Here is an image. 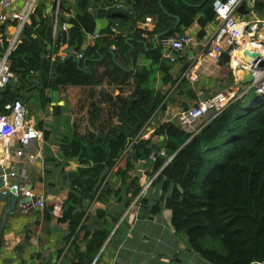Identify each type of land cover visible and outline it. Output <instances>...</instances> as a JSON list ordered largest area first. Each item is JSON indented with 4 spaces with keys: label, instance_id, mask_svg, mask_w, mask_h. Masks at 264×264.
<instances>
[{
    "label": "trees",
    "instance_id": "16d2710c",
    "mask_svg": "<svg viewBox=\"0 0 264 264\" xmlns=\"http://www.w3.org/2000/svg\"><path fill=\"white\" fill-rule=\"evenodd\" d=\"M118 1L76 0L72 6L69 0H61L59 19L70 24L61 33V43L82 51V58L76 54L53 58L55 18L41 2L11 54L14 76L0 87V111H5L7 102L35 97L45 109L51 102L50 90L68 85L94 87L105 79L111 84L117 80L124 91L122 85L131 75L124 62L138 61L142 41L155 35H179L196 20L202 38L216 16L213 0H122L120 7ZM144 15L152 16L153 29L136 25ZM107 16L110 23H118L119 32L108 27L82 50L86 34L95 32L96 19ZM161 46L147 52L155 63L162 58ZM102 65L105 69L97 70ZM159 68L163 83L175 85L171 66L161 61ZM138 72L129 95L110 96L106 107L93 104L89 121H77L58 136L54 143L59 153L50 151V144L45 147L46 185H55L53 179L58 176L62 188L68 189L58 221L68 225L66 255L71 264L98 263L115 223L142 187L139 165L147 162H153L147 174L159 171L150 188L155 194L157 185L162 194L153 195V204L144 196L141 207L155 215L169 208L175 232L210 264H264V98L256 97L251 106L244 104L245 97L234 100L195 134L173 119L161 122L149 137L142 138L140 133L150 119L165 109L168 92L145 86L142 77L155 70L143 67ZM37 126L50 142V130L44 129L42 121ZM133 138L137 139L128 149ZM162 147L167 155L174 154L165 165L167 157L159 154ZM152 152L158 154L155 161L149 158ZM72 160L78 165L68 169ZM110 173L121 181L119 185L110 181ZM113 200L122 203L123 209L112 212ZM44 208L49 219L53 206ZM2 241L1 236L0 246Z\"/></svg>",
    "mask_w": 264,
    "mask_h": 264
},
{
    "label": "crops",
    "instance_id": "0c3cea01",
    "mask_svg": "<svg viewBox=\"0 0 264 264\" xmlns=\"http://www.w3.org/2000/svg\"><path fill=\"white\" fill-rule=\"evenodd\" d=\"M41 2L44 3L45 9L50 7L53 11H56L55 0H41ZM75 2L76 0H69L72 6ZM255 11L264 20V0H256ZM71 12L74 13L73 9H71ZM72 13H70V17ZM240 14L243 17L244 14L248 13L240 12ZM144 16L137 20L136 25L142 29H153L154 21L149 26L145 27L143 25L146 17ZM215 28L216 24L209 22L206 25L205 35L202 38L198 37L200 39L199 44L191 46L188 53L179 55L176 61H170L162 55L159 62L155 63L148 57L147 52L151 47L161 45L159 35L149 37L148 41H142L141 43L144 46L140 48L138 61L136 63H133V61L130 63L124 62L131 71L128 82L122 85L124 91H120L117 80H114L111 84L106 79L103 80V83L94 87L62 86L60 89L49 91L51 102L45 109L40 106V101L34 94L35 98L32 101L30 99L26 101L30 113L28 119L33 121L36 126L42 121L44 129L50 130L53 135L51 141L47 143L44 139L38 140L27 148V153L36 154L35 162H26L21 165L22 159L15 156L12 151L10 153L6 152V155L4 154L0 164L6 170L10 168L17 169L20 172L19 179L21 181H24L22 174L26 172L28 176L27 187L33 190L35 196L44 198L45 206H53L56 202L65 200L68 189L67 187L62 188L58 176L53 179L55 185H52V182L48 186L46 185L44 179L46 145L50 144V151L54 154L59 153L60 148L56 147L54 143L58 136L70 129L73 123L77 121H89L91 116L88 110L93 104L106 107L110 101V96L115 98L120 92L129 95L136 85L135 75H138L136 73L143 70V67H146V70H155V72L148 73L146 77H142L147 84L145 86L153 87L156 90L164 89L168 92L165 98L167 100L165 109H159V112L150 119L147 126L142 130V133L147 132L146 138L152 134L161 122L173 120L174 116L184 109L183 106H192L206 96L208 98L209 95H218L233 87L235 77L232 76L231 72L225 71V66L229 65H221L219 61L215 62L210 59L200 61L198 72L194 78H188L183 74L187 66L197 59L202 44L205 39L212 35ZM200 30L201 25L196 20L185 32L197 33L198 35ZM61 33L62 31L56 30V37L60 36ZM97 37L95 33H87L82 50L94 44ZM127 39L131 40V37ZM58 44L56 38L52 45L53 58H64L72 55L66 52L69 45L61 43L58 46ZM73 54H77L74 48ZM161 61H165L171 66L170 72L177 80L175 85H165L163 83V72L159 68ZM104 69L105 66L102 65L98 66L97 70ZM245 72L239 71L238 74H241L244 78ZM104 116L103 113L101 117ZM53 124L55 129L52 126ZM157 140L160 142L159 139ZM10 145L13 149H16L18 144L12 140ZM4 148L5 142L2 141L0 142V149L3 150ZM77 165V161L72 160L68 169H74ZM139 166L140 182L142 184L146 177L151 176L147 172H152L153 162L141 163ZM110 181L116 185L121 183L116 177H112ZM154 191L155 194L150 188L146 195L151 201L150 204H153L155 200L153 195L158 198L162 194V190L157 185L154 186ZM20 196L26 197L22 194ZM34 201L30 200L19 204V208L8 215L7 224L2 234L3 241L0 246V264H45L49 262L71 264L70 257L66 255L69 248L66 240L69 233L68 225L59 223V216H56L53 212H51L49 219L45 218V206L37 207ZM4 204L5 201L0 200V218ZM131 204L124 210L111 230L101 252L98 254L97 264H210L198 253L192 251L186 245V241L175 232L171 223V210L169 208L163 207L155 215L149 211V208H143L140 204L133 206ZM109 206L114 213L124 207L122 203H116L114 200L113 204L111 203ZM95 209L96 203L92 207L91 213H94Z\"/></svg>",
    "mask_w": 264,
    "mask_h": 264
},
{
    "label": "built area",
    "instance_id": "2783aa9c",
    "mask_svg": "<svg viewBox=\"0 0 264 264\" xmlns=\"http://www.w3.org/2000/svg\"><path fill=\"white\" fill-rule=\"evenodd\" d=\"M244 2H249L251 9L247 11L248 14L241 17L238 8ZM40 3L41 0H0V87L5 86L14 76L11 72V54L22 41L24 27L30 22L31 16ZM60 4L61 0H55V34L58 22H62L63 29L61 31L68 30L70 26L68 22L59 19L61 15ZM122 5V0H119L117 6ZM255 6L256 0H213V8L216 13L213 21L216 24L215 31L209 38L205 39L197 59L187 66L183 74L188 78H194L198 72L200 61L210 59L218 62L221 59V54L226 51L230 55L229 66L235 75V83L227 92L206 97L178 112L175 115V120L182 129L192 134L197 133L207 120L217 116L234 100L246 97L252 89H255L258 96L264 95V68L259 69L258 64L260 60L264 59V20L257 15ZM45 12H47L46 9ZM152 22V16H146L143 25L146 27ZM109 27L112 32H119L117 22L110 23ZM96 35L99 36V34ZM199 41L197 33L192 32L160 37L163 56L170 61H176L179 55H186L188 49L199 44ZM246 51L257 52L260 55L254 65L247 62V58L252 60L255 57L246 54ZM83 55V52L76 54L77 58H82ZM250 69L253 71L254 78L245 84L242 82L243 76L238 73L239 71L247 72ZM28 114V105L19 98L7 102L5 111H0V142H5L3 152L6 155V152L13 151L15 156L22 159L21 165L26 162H35L36 154L27 153L26 150L35 141L44 139L43 130L28 119ZM140 135L144 138L147 134L141 132ZM136 139L133 138L130 141L128 149L132 147V143ZM12 140L18 144L16 149L10 145ZM159 154L167 157L164 165L174 156V154L167 155L166 147H162ZM157 155L152 152L149 156L150 160L155 161ZM158 172L156 171L151 176L146 177L139 193L131 202V206L140 204V200L148 194ZM22 176L24 181L19 179L20 172L17 169L6 170L3 174L4 186L1 191L4 193L11 190L18 196L22 194L26 197L35 198V205L44 207L46 205L44 198L35 196L33 190L27 187V173L23 172ZM63 202L64 200L53 204L52 212L56 216L63 214Z\"/></svg>",
    "mask_w": 264,
    "mask_h": 264
},
{
    "label": "water",
    "instance_id": "95a60500",
    "mask_svg": "<svg viewBox=\"0 0 264 264\" xmlns=\"http://www.w3.org/2000/svg\"><path fill=\"white\" fill-rule=\"evenodd\" d=\"M251 9V4L249 2L247 3H242L238 10L241 12V13H246L248 10ZM47 12L50 13L51 16H53L54 18L56 17V14L55 12L50 8L48 7L47 9ZM110 17H103V18H97L96 19V28H95V34H100V32L106 28L109 27L110 25ZM63 29V26H62V22H58L57 24V30L58 31H61ZM57 42L58 43H61V35L60 36H57ZM66 52L69 53V54H73V47L69 46L67 49H66ZM246 54H249L250 56L252 57H255L254 59H250V58H247V62H250L251 65H254L255 62L259 59L260 55L257 53V52H250V51H246ZM79 61V60H78ZM229 62H230V55L228 52L224 51L222 54H221V59L219 61V63L221 65H229ZM259 69H263L264 68V59L260 60L259 61ZM231 69V68H230ZM231 73H232V76H234L233 74V71L231 69ZM254 78V74H253V71L252 69L248 70L246 73H245V76L244 78L242 79V82L243 83H247V82H250L252 81ZM257 98H264V95L262 96H257ZM253 104V102L250 103V106ZM4 152L3 150L0 149V159H2L4 157ZM5 168L0 164V200L1 201H5V204L2 208V214H1V218H0V236H2L3 234V231H4V228L7 224V218H8V215L11 213V212H14L16 211L19 207L18 205L21 204V203H25V202H28L30 200H35V198H31V197H22V196H18L14 193V191H11V190H7L6 192H2L1 191V188L4 186V178H3V174L5 173Z\"/></svg>",
    "mask_w": 264,
    "mask_h": 264
},
{
    "label": "rangeland",
    "instance_id": "374dc122",
    "mask_svg": "<svg viewBox=\"0 0 264 264\" xmlns=\"http://www.w3.org/2000/svg\"><path fill=\"white\" fill-rule=\"evenodd\" d=\"M226 67V70L225 71H227L228 73H230L231 72V69H230V67L229 66H225ZM226 73V72H225ZM212 96H214V95H212ZM258 96V94H257V92L255 91V89H252L247 95H246V98H245V102H244V104H249V102L251 103L252 102V100L253 99H255L256 97ZM207 97V96H206ZM206 97H204V98H206ZM209 97H211L210 95H209ZM194 105V104H193ZM28 118L30 117V113H29V115L27 116ZM174 119H175V116H174ZM53 126V128L55 129V127H54V124L52 125ZM72 129V127L70 128V129H68V130H71ZM147 133V132H146ZM146 138V137H145ZM112 177H115V176H112L111 175V173L109 174V179H112Z\"/></svg>",
    "mask_w": 264,
    "mask_h": 264
}]
</instances>
